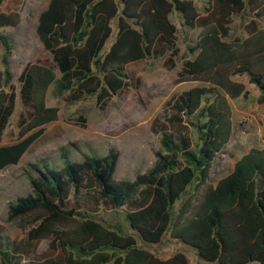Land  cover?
Segmentation results:
<instances>
[{
  "label": "trees",
  "instance_id": "trees-1",
  "mask_svg": "<svg viewBox=\"0 0 264 264\" xmlns=\"http://www.w3.org/2000/svg\"><path fill=\"white\" fill-rule=\"evenodd\" d=\"M118 2L49 0L39 13L35 34L58 77L40 64L26 65L18 75V98L29 114L18 131L21 139L0 145V171L17 164L42 127L57 120L58 109L45 105L50 85L55 96L74 90L103 105L124 87L126 65L152 58L159 54V43L174 40L176 30L168 19L172 10L186 29H200L187 50L192 58L172 81L194 86L164 104L176 132L161 131L152 165L132 181L114 179L118 153L112 149L104 156L84 155L80 162L65 160L60 167L32 165L30 191L7 205L6 219L32 216L27 240H48L54 256L25 261L5 238L0 242L3 264H188L181 253L160 260L137 245V240L159 244L165 233L209 263L264 264V146L250 148L228 174L207 184L213 160L231 136L229 100L248 95L234 78L245 76L258 92L257 104L264 105V28L232 40L226 28L231 15L257 14L264 0H205L202 16L193 0ZM113 19L114 40L100 55ZM7 25L0 19V28ZM0 44L1 134L14 95L4 91L10 48L1 33ZM185 128L195 133L194 144L181 132ZM98 208L122 210L131 233L97 220L93 212Z\"/></svg>",
  "mask_w": 264,
  "mask_h": 264
},
{
  "label": "rangeland",
  "instance_id": "rangeland-1",
  "mask_svg": "<svg viewBox=\"0 0 264 264\" xmlns=\"http://www.w3.org/2000/svg\"><path fill=\"white\" fill-rule=\"evenodd\" d=\"M49 0H2L0 19L8 25L0 28V33L8 39V70L10 80L4 91L14 95L13 109L0 134V145H10L18 138V131L27 120L29 109L18 98L17 77L26 65L40 64L53 69L51 55L46 51L35 34L39 13ZM119 6L118 0H115ZM205 0H193L195 9L201 13ZM175 27L174 40L159 43V54L148 60H140L126 65L127 75L124 87L103 105H95L94 97L78 95L71 90L62 96H55L50 85L45 93V105L56 107L57 120L42 127L41 135L29 146L17 164L0 171V242L6 238L25 261H37L54 256L48 249V240L28 241L27 231L34 226L32 216L7 221L6 210L9 203L23 197L30 191L29 178L34 175L32 165L44 163L60 167L67 160L80 162L84 155L104 156L108 149L118 153L113 177L115 180L132 181L136 175L144 173L153 163V153L160 150L161 131L172 135L176 132L167 119L168 109L164 104L171 95L178 94L194 86V83L173 85L172 81L182 70L183 63L193 54L187 50L194 46L200 29H186L178 12L172 10L168 16ZM111 34L100 51L103 55L114 40L115 19L110 22ZM227 40L243 39L252 29L264 28V8L257 14L247 11L240 16L228 18ZM3 53L0 44V59ZM2 66L0 65V71ZM244 85L246 98L229 100L231 110V136L220 153L214 158L207 184L213 185L228 174L234 161L250 148L264 146V105L257 104V90L246 82L245 76L234 78ZM191 144L196 142L195 133L185 128ZM33 132V131H32ZM26 133L23 137L30 135ZM92 189V188H91ZM69 199H71L69 197ZM70 201V200H69ZM174 206V212L178 208ZM97 220L110 229L131 233L122 210L95 209ZM137 245L146 248L160 260L181 253L188 264H214L199 259L194 248L185 246L169 238L165 233L159 244ZM0 264H3L0 258ZM247 264H257L255 262Z\"/></svg>",
  "mask_w": 264,
  "mask_h": 264
},
{
  "label": "crops",
  "instance_id": "crops-1",
  "mask_svg": "<svg viewBox=\"0 0 264 264\" xmlns=\"http://www.w3.org/2000/svg\"><path fill=\"white\" fill-rule=\"evenodd\" d=\"M199 13V12H198ZM200 16L204 15L203 12L199 13Z\"/></svg>",
  "mask_w": 264,
  "mask_h": 264
}]
</instances>
